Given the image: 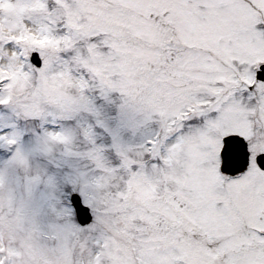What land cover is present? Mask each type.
I'll use <instances>...</instances> for the list:
<instances>
[{"label":"rangeland","instance_id":"1","mask_svg":"<svg viewBox=\"0 0 264 264\" xmlns=\"http://www.w3.org/2000/svg\"><path fill=\"white\" fill-rule=\"evenodd\" d=\"M262 43L264 0H0V264H264L255 171L228 181V206L217 213L214 147L190 132L175 136L187 148L173 165L178 188L165 194L167 178L161 187L158 178L162 164L171 168L175 138L151 151L152 125L137 122L146 105L164 117L181 113L182 96L196 90L171 88V73L150 68L146 56H183L185 73L199 65L193 56L232 81L264 63ZM32 50L40 67L29 63ZM146 84L169 102L135 99ZM263 94L255 112L242 103L249 110L232 124L249 148L264 143ZM75 191L92 215L83 226L69 203Z\"/></svg>","mask_w":264,"mask_h":264},{"label":"flooded vegetation","instance_id":"2","mask_svg":"<svg viewBox=\"0 0 264 264\" xmlns=\"http://www.w3.org/2000/svg\"><path fill=\"white\" fill-rule=\"evenodd\" d=\"M162 33H158L157 35H160L161 37ZM163 35V34H162ZM168 35H171L168 33ZM160 39V38H159ZM168 39L173 40L171 37H168ZM262 41V40H261ZM242 44V43H241ZM239 45V44H238ZM237 45V46H238ZM243 46L246 48V44L244 43ZM261 46H264V43H262ZM239 49L238 47H236ZM232 50V48H231ZM229 50H226L225 56L231 57V55L234 54L233 50L232 53L228 52ZM245 53V52H244ZM182 54V53H181ZM185 54V53H183ZM183 59L182 57H176L175 54H169L167 56L166 53H158L156 55V60L153 62L151 61L147 56L144 59V62L152 68L155 66V71L164 72L166 74H170L172 77V81H167L171 85V88L177 89V88H184L187 84L195 85L196 90L194 91V94H188L182 96L186 101H188V106H185L181 113L177 114L178 111L173 112L172 115L166 114V117H164V113L158 112L155 108L154 112H151L150 109H146V106L144 108V117L143 112L141 113V121L138 120L140 127L146 131L148 127L152 125V129H148L149 138L148 136L144 138V141H147V144L149 145L146 148H149L150 150L157 149H167L169 147H172L171 152H169L168 156L166 157V164L171 167L167 173L163 170V164L161 165L162 173L165 174L163 177L156 178L160 181V187L163 184V180L167 178L166 182L164 184L166 185V193L168 194L171 191L176 190L178 187V179L174 177V164L179 165V163L183 164L184 160L182 156L178 155L177 152L183 151L187 148V145L183 144L180 145L179 142H176L175 136H184V134L189 135L201 130L200 132H203L206 135V138L204 140L201 138V140L204 142V144L214 147V152L216 157V163L214 168L212 179V193L211 196H215L216 198H211V200H214L215 203L212 204V206H215L217 213H223L226 211V207L228 206V197H225L228 188H230L228 181L237 180L242 178V174L234 175V176H227L224 174H221L219 171L217 172V169L219 167V151L222 147V138L231 133L238 134L237 127L233 126L232 124L236 123L239 117L240 112L243 113V111L249 110V108H245L242 106V103L244 104H251L253 111L255 112V102L257 103L258 97L261 96L264 92V87L261 86L264 81H253L251 80L250 76L247 79L248 81H244L242 78L236 77L233 81H228L227 79V71L225 69H219V68H212L210 66H207V69L205 67L203 68L201 61L202 59L199 58H193V61L197 60L199 62V65L194 68V72L197 73V75H194V72L191 73L190 70L185 73L184 66H180L179 62ZM200 60V61H199ZM260 64V63H259ZM258 64V65H259ZM207 65V64H206ZM257 65V66H258ZM190 68V67H189ZM256 70V67L254 68V72ZM161 72V73H162ZM205 73V74H202ZM163 74V73H162ZM154 73H146L147 79L153 76ZM165 75V74H164ZM173 75V76H172ZM207 77L211 78L212 81L207 85L206 81H201V77ZM160 82H164L163 80ZM144 83V82H143ZM152 85L146 84L145 90H142L139 92H133L135 99H140L139 102L145 104H151L154 102L159 101L160 103H168L169 99L163 96H156L152 95L149 91L150 87ZM149 88V89H148ZM254 93V94H251ZM185 94V93H184ZM170 97V96H169ZM263 97V96H262ZM260 97V98H262ZM126 98L132 99V96L126 95ZM258 107V106H256ZM161 113V114H160ZM159 114L161 116H159ZM245 116V114L243 115ZM255 117V116H254ZM250 119V122H253V118ZM166 121V122H165ZM252 131L256 129L250 128ZM153 131V132H152ZM223 131H229L224 132ZM172 146H165V142H168L170 139H174ZM175 142V143H174ZM210 142V143H209ZM215 144V145H213ZM156 145V146H155ZM212 145V146H211ZM254 147H248L249 151V162L246 166L245 171L249 169V166L255 173L260 177L262 180L261 185L264 186V169H261L256 162V158L259 155V153L264 152V143L259 144L255 143L253 145ZM158 165V164H157ZM173 166V167H172ZM181 166V165H180ZM244 171V172H245ZM183 173V169H180L179 167V174ZM176 178V179H175ZM159 181L156 182V187L159 184ZM261 186V187H263ZM152 187V186H151ZM159 187V190L155 191L156 194L162 195L164 192ZM260 187V188H261ZM214 189V190H213ZM245 189V188H243ZM220 190V191H218ZM263 194V192H262ZM198 195L202 197L201 191L198 192ZM264 198L260 197L258 201H261ZM173 200V199H172ZM259 205L258 203L256 204ZM264 205V204H261ZM262 208V209H261ZM258 211L261 210L260 214L264 211V206L261 207ZM176 209L171 206L172 211V219H179V214L175 211ZM259 214L258 218L262 219L261 215ZM253 216V215H252ZM144 218V217H143ZM145 220V218H144ZM144 220H137L140 223ZM138 222V223H139ZM127 231L129 232V236L132 235V228L128 226Z\"/></svg>","mask_w":264,"mask_h":264},{"label":"water","instance_id":"3","mask_svg":"<svg viewBox=\"0 0 264 264\" xmlns=\"http://www.w3.org/2000/svg\"><path fill=\"white\" fill-rule=\"evenodd\" d=\"M30 61L39 66L41 61L37 52H32ZM257 78H264V65H261L257 70ZM221 163L220 170L226 174H235L242 171L248 160V152L246 149V142L241 136L228 135L223 138V146L220 150ZM257 162L259 166L264 168V153H261ZM70 202L74 208L75 217L80 224H86L91 220L89 208L81 203L80 197L77 193H71Z\"/></svg>","mask_w":264,"mask_h":264}]
</instances>
